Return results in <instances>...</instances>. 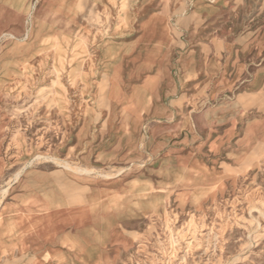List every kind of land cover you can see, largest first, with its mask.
Here are the masks:
<instances>
[{
  "label": "rangeland",
  "instance_id": "374dc122",
  "mask_svg": "<svg viewBox=\"0 0 264 264\" xmlns=\"http://www.w3.org/2000/svg\"><path fill=\"white\" fill-rule=\"evenodd\" d=\"M24 1L0 0V225L22 176L51 170L78 212L73 264L107 249L96 264H264V0ZM192 45L208 86L178 79ZM139 125L125 160H84L89 133Z\"/></svg>",
  "mask_w": 264,
  "mask_h": 264
},
{
  "label": "crops",
  "instance_id": "0c3cea01",
  "mask_svg": "<svg viewBox=\"0 0 264 264\" xmlns=\"http://www.w3.org/2000/svg\"><path fill=\"white\" fill-rule=\"evenodd\" d=\"M26 1L27 0H25L24 3H14V5H24L25 7ZM44 3L50 6L55 3V0H45ZM25 12L24 8L19 11L16 17H23ZM141 38L140 36L137 43L131 48H127L126 52L132 48L145 46L146 42ZM197 50V47L195 48L192 45L189 52L186 53L189 61L193 60L194 73H187L183 65L178 63V70L180 71L178 79L181 83L185 82V84L192 85L197 83L199 78H202L204 79L203 86H208L209 58L206 60L203 56L194 54ZM166 68L168 75H165L160 82L172 85L171 80H173V84L176 82L168 66V61ZM134 113H139V111H134ZM144 135L145 132H143L140 125L133 133L126 132L123 126H110L107 127L106 131L102 130L89 133L87 141L80 143L79 148L84 150L83 156L86 162L89 159L97 164H104L114 159L125 160L129 156V154L127 156L125 155L129 150L127 144L135 143L141 146V142L145 139V137H143ZM89 150L94 151L93 155H89L87 152ZM59 180L63 185L69 183V178H65L64 175L58 172L54 173L51 170L29 172L22 176L14 198L3 206V208L7 206V210L11 211L13 214L10 220L0 225V243H3V247L0 249V262L15 263L17 261H27L28 264H34L37 260L35 248L39 245H43L54 251L52 257H49L46 253L42 254L41 260L47 263L73 264L76 258H79L75 257L77 255H70L67 246L63 244V240H66L65 235L69 234L71 230H76L72 228V226L64 224L63 220L68 217L69 211L73 210L77 212V209H70L69 190L58 188L57 182ZM94 196L99 198L103 197L102 194L100 195L98 193H95ZM47 214L56 215V221L50 225L43 224L41 226H36L28 220L22 222L18 221V219L28 216L46 217ZM100 229V227L97 229L93 227L94 231H100ZM86 234L87 233H82L78 239H82L88 249L92 251L99 250L98 248L102 246L108 247L109 245L117 243V239L115 238H112V241H110V239L105 243H101L95 238L90 236L87 237ZM22 240L26 241L25 249L21 248L20 243ZM4 249L5 252H3ZM108 252L107 249L96 258H87L86 260L81 256L80 259L83 261L82 264H96V261H101L103 256L107 255Z\"/></svg>",
  "mask_w": 264,
  "mask_h": 264
},
{
  "label": "bare ground",
  "instance_id": "6f19581e",
  "mask_svg": "<svg viewBox=\"0 0 264 264\" xmlns=\"http://www.w3.org/2000/svg\"><path fill=\"white\" fill-rule=\"evenodd\" d=\"M102 230V229H101Z\"/></svg>",
  "mask_w": 264,
  "mask_h": 264
}]
</instances>
